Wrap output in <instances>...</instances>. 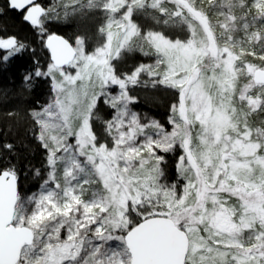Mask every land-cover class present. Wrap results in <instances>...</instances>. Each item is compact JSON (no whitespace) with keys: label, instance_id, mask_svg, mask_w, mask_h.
Segmentation results:
<instances>
[{"label":"snow or ice","instance_id":"1","mask_svg":"<svg viewBox=\"0 0 264 264\" xmlns=\"http://www.w3.org/2000/svg\"><path fill=\"white\" fill-rule=\"evenodd\" d=\"M245 2V16L264 17V0ZM150 8L0 5L31 33L0 25V67L27 55L22 85L52 91L28 112L36 162L24 172L12 142L0 153V264H264V47L247 50L255 59L224 51V71L207 70L217 98L164 47L181 44L169 12ZM70 20V35L52 31ZM251 35L259 44L264 30Z\"/></svg>","mask_w":264,"mask_h":264},{"label":"rangeland","instance_id":"2","mask_svg":"<svg viewBox=\"0 0 264 264\" xmlns=\"http://www.w3.org/2000/svg\"><path fill=\"white\" fill-rule=\"evenodd\" d=\"M60 2L63 3L64 0ZM80 3L85 7L89 4L99 6L102 0H80ZM152 3L154 8L148 9L149 12L160 5L169 12L170 32L181 41L177 47L170 45L164 47L169 52L178 54L181 66L188 70L189 75L193 77L199 75L205 81V86L210 84V91L217 98H219L217 81L209 79L207 70L213 69L216 75L224 71L222 65L227 62L222 60L224 51L228 50V59L235 53H239L241 59H255L247 55V50L251 49L250 46L256 39L251 35L253 30H264V19L263 17L254 19L252 14L245 16V0H152ZM245 22L248 28H245ZM102 40L103 36L100 33L91 35L92 43L98 44ZM263 42L264 39H261L260 45ZM140 48L151 51L146 42H140ZM218 64L221 67H218ZM66 68L71 71L70 66ZM244 78L240 74L239 79ZM51 96L52 91L46 101L50 100Z\"/></svg>","mask_w":264,"mask_h":264},{"label":"trees","instance_id":"3","mask_svg":"<svg viewBox=\"0 0 264 264\" xmlns=\"http://www.w3.org/2000/svg\"><path fill=\"white\" fill-rule=\"evenodd\" d=\"M48 2L50 0H45V3ZM4 3L5 0H0V5ZM0 25H7L9 29L19 31L21 35L31 36L27 25L12 13L7 16H0ZM73 28L74 22L70 20L67 24L60 25L59 28L54 27L52 31L70 35ZM250 47L259 50L264 47V42L262 45L254 42ZM28 66L29 58L25 55L10 66L0 67V153L4 152L3 145L5 143L12 142L15 144L16 159L24 172H27L28 161L32 160L35 163L38 158L37 145L31 129L32 121L28 112L31 108L46 102L51 92L47 79L33 81L31 88L22 85V74ZM155 95L157 99L152 110L154 113L163 115L167 111V105L171 102L172 93L161 90ZM12 112L17 113V115H11ZM38 183L31 178L23 181V191L30 194L36 190Z\"/></svg>","mask_w":264,"mask_h":264},{"label":"water","instance_id":"4","mask_svg":"<svg viewBox=\"0 0 264 264\" xmlns=\"http://www.w3.org/2000/svg\"><path fill=\"white\" fill-rule=\"evenodd\" d=\"M263 19H264V17H263ZM68 65H66L65 67H67Z\"/></svg>","mask_w":264,"mask_h":264}]
</instances>
